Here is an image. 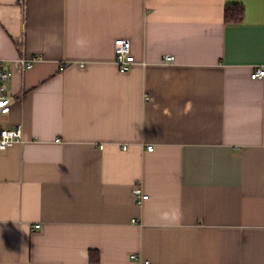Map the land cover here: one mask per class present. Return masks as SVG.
I'll return each mask as SVG.
<instances>
[{
    "label": "crops",
    "instance_id": "obj_1",
    "mask_svg": "<svg viewBox=\"0 0 264 264\" xmlns=\"http://www.w3.org/2000/svg\"><path fill=\"white\" fill-rule=\"evenodd\" d=\"M0 57V264H264V0H0Z\"/></svg>",
    "mask_w": 264,
    "mask_h": 264
},
{
    "label": "built area",
    "instance_id": "obj_2",
    "mask_svg": "<svg viewBox=\"0 0 264 264\" xmlns=\"http://www.w3.org/2000/svg\"><path fill=\"white\" fill-rule=\"evenodd\" d=\"M131 41L128 38L119 37L114 41V50L116 55V63L118 69L122 72L129 71L133 65L136 63V57L132 52ZM38 57H27L21 55L17 60L16 64L20 70H25L33 67L35 61ZM166 59L174 60L172 55H166ZM5 65V60L0 57V151H5L12 145L20 142H24L21 126L8 127L2 122V117L8 115L11 111L12 106V96L8 92L9 83L12 79V71ZM61 69H64V65H61ZM252 78L264 77V67H257L252 73ZM60 139H56L59 141ZM126 148V146H124ZM148 150H153V146L149 145ZM142 188L135 189L136 195L142 199H147L148 194L142 193ZM143 194V195H142ZM37 228L40 224L35 225ZM136 259V255L131 256ZM145 264H153L151 261L145 262Z\"/></svg>",
    "mask_w": 264,
    "mask_h": 264
},
{
    "label": "trees",
    "instance_id": "obj_3",
    "mask_svg": "<svg viewBox=\"0 0 264 264\" xmlns=\"http://www.w3.org/2000/svg\"><path fill=\"white\" fill-rule=\"evenodd\" d=\"M245 16V8L240 3H229L225 7V21L226 22H241ZM100 258L99 252L91 250L90 259L92 262H98Z\"/></svg>",
    "mask_w": 264,
    "mask_h": 264
}]
</instances>
